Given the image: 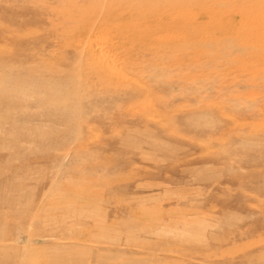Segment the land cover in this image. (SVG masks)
<instances>
[{"label": "rangeland", "instance_id": "374dc122", "mask_svg": "<svg viewBox=\"0 0 264 264\" xmlns=\"http://www.w3.org/2000/svg\"><path fill=\"white\" fill-rule=\"evenodd\" d=\"M0 264H264V0H0Z\"/></svg>", "mask_w": 264, "mask_h": 264}]
</instances>
